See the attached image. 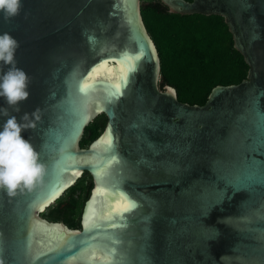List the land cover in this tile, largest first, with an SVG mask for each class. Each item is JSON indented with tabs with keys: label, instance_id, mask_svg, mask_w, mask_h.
Returning a JSON list of instances; mask_svg holds the SVG:
<instances>
[{
	"label": "water",
	"instance_id": "water-1",
	"mask_svg": "<svg viewBox=\"0 0 264 264\" xmlns=\"http://www.w3.org/2000/svg\"><path fill=\"white\" fill-rule=\"evenodd\" d=\"M159 1L221 16L245 78L212 87L202 105L159 89L140 0H21L10 21L0 13V35L18 41L16 66L31 77L20 112L3 97L0 108L18 122L42 109L21 135L47 169L32 191L0 190V264H264V0ZM105 61L111 71L94 73ZM99 113L100 134L80 148ZM106 134L111 144L94 148ZM83 172L91 187L79 228L42 218ZM121 196L135 207L103 215Z\"/></svg>",
	"mask_w": 264,
	"mask_h": 264
},
{
	"label": "trees",
	"instance_id": "trees-1",
	"mask_svg": "<svg viewBox=\"0 0 264 264\" xmlns=\"http://www.w3.org/2000/svg\"><path fill=\"white\" fill-rule=\"evenodd\" d=\"M140 15L159 58L158 88L173 87L178 101L202 105L212 87L237 84L245 78L248 66L231 47V34L221 16L175 14L159 0H140ZM104 123L102 113L92 118L83 128L79 147H87ZM90 187V177L83 172L39 215L78 229Z\"/></svg>",
	"mask_w": 264,
	"mask_h": 264
},
{
	"label": "clouds",
	"instance_id": "clouds-1",
	"mask_svg": "<svg viewBox=\"0 0 264 264\" xmlns=\"http://www.w3.org/2000/svg\"><path fill=\"white\" fill-rule=\"evenodd\" d=\"M21 8V0H0V13L5 21L18 16ZM17 48L18 41L9 33L0 35V64L9 66L0 74V97L12 111L19 113V103L29 97L27 89L31 77L16 66ZM9 108H0V115L9 117L0 130V190L14 197L18 191H32L41 184L47 169L30 140L21 135L23 131L36 128L42 119V109L37 107L30 114L24 113L18 122L15 115H10Z\"/></svg>",
	"mask_w": 264,
	"mask_h": 264
},
{
	"label": "snow or ice",
	"instance_id": "snow-or-ice-1",
	"mask_svg": "<svg viewBox=\"0 0 264 264\" xmlns=\"http://www.w3.org/2000/svg\"><path fill=\"white\" fill-rule=\"evenodd\" d=\"M109 61H105L103 64L99 65L97 69H94L93 72L96 74H100L103 70L111 71L110 69H107ZM119 63V62H117ZM121 75L126 77L127 76V69H125L123 66H121ZM90 79L94 82V77H90ZM85 87H88V84H85ZM115 87L117 91L120 89L121 85L119 83V80L115 82ZM111 144V138L110 134H106L105 136H102L99 141H97V144L93 145V147H98L100 145H107ZM79 173H77L78 175ZM98 192H102V189H97ZM58 194V193H57ZM135 207L134 203H130L127 201L123 196L116 199L115 203L111 205L110 212L104 213L103 215H110L112 212L122 213L129 211L131 208ZM41 211L43 208L41 207ZM91 213H94V209L92 207V204L89 205V212L85 215V227L87 228L92 223V215ZM103 264H109L110 257L104 256L103 258Z\"/></svg>",
	"mask_w": 264,
	"mask_h": 264
},
{
	"label": "flooded vegetation",
	"instance_id": "flooded-vegetation-1",
	"mask_svg": "<svg viewBox=\"0 0 264 264\" xmlns=\"http://www.w3.org/2000/svg\"><path fill=\"white\" fill-rule=\"evenodd\" d=\"M91 180V179H90Z\"/></svg>",
	"mask_w": 264,
	"mask_h": 264
}]
</instances>
